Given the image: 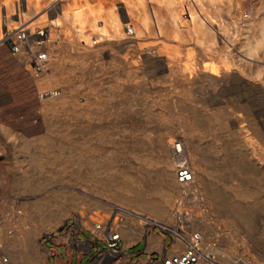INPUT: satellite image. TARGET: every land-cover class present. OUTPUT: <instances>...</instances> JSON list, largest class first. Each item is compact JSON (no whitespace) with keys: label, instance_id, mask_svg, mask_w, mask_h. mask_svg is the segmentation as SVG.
I'll list each match as a JSON object with an SVG mask.
<instances>
[{"label":"rangeland","instance_id":"374dc122","mask_svg":"<svg viewBox=\"0 0 264 264\" xmlns=\"http://www.w3.org/2000/svg\"><path fill=\"white\" fill-rule=\"evenodd\" d=\"M74 1L0 0V264H26L25 226L41 255L47 232L132 212L200 232L213 255L202 264H264V0H109L120 34L107 0H80L104 9L87 22L92 41L65 16ZM38 27L50 34L42 75L30 63ZM27 28L14 53L7 35ZM176 137L189 185L176 178Z\"/></svg>","mask_w":264,"mask_h":264},{"label":"crops","instance_id":"0c3cea01","mask_svg":"<svg viewBox=\"0 0 264 264\" xmlns=\"http://www.w3.org/2000/svg\"><path fill=\"white\" fill-rule=\"evenodd\" d=\"M130 214L132 216L116 224L122 237L118 253L108 249L105 225L97 228L96 220L90 214L87 216V224L83 221L76 227L77 223L74 221L62 231L47 232L46 235H50L52 239L42 245L41 255H31L29 252L28 230L25 226L16 240L20 248L15 252L19 253L26 264H145L152 254L180 253L186 249L183 239L162 228L157 229V226H153L147 218L137 216V213ZM168 236L171 237L170 242L167 241ZM85 259H88L86 263Z\"/></svg>","mask_w":264,"mask_h":264},{"label":"bare ground","instance_id":"6f19581e","mask_svg":"<svg viewBox=\"0 0 264 264\" xmlns=\"http://www.w3.org/2000/svg\"><path fill=\"white\" fill-rule=\"evenodd\" d=\"M4 1L7 3L8 1H11V0H4ZM34 1L37 2V0H34ZM50 1L53 2L55 0H50ZM121 1L122 2H126V4H131V5H134L135 3H137L136 0H121ZM107 2L109 4H111L110 5V8L111 9H110V12L107 13V17L106 18L108 19V21L114 23L115 27L117 28L118 33L120 34V32L122 31V28H123L124 23L118 17V15L116 14V12L112 9L113 8V2H110L109 0H107ZM194 6H196V4L195 5H192L191 8L188 10V12H189L188 14H189V17H190V20L191 21L192 20H195L197 17L199 18L200 15H201V10H198L197 11ZM73 9H74L73 12H71V11L70 12H67L65 14V16L68 18V20L72 19V17L75 16V20L76 21H79L80 24H81V27H79L80 33L85 37V39H87L88 41H92V37L96 35V32L91 31V30H86V28H87L86 27L87 26V22H88V20H92L93 23L95 24V22L97 21L98 16H100V14L102 12L101 11V9H102L101 6H95L93 4L92 6H89V7L86 8V7H83L80 4V0H75L74 1V7H73ZM102 10L104 11V9H102ZM177 15H179V14H177ZM145 17H144V20L147 21L146 20L147 17L146 18ZM59 21H60L59 18L56 19V22L57 23H59ZM198 25L200 27H202L204 25V21L200 20V18H199V24ZM195 27H197V26H195ZM28 31H29V29L27 28V29H22V30H20V31H18L16 33H9L7 35V40L6 41H7L8 45L10 46V48L12 49V51L14 53H19V52L22 51V45H23V43L27 42L28 39L31 36V35H28ZM36 31H37V40L35 42V46L37 48H36V50H34L33 48L31 49L32 59H31L30 63L32 65V68L34 69L35 73L37 75H40V74L42 75V73L44 72V69L47 66V62H48V52L45 51V50H39L38 47H40L41 45H43L46 41L47 42L50 41V36H49L50 34L46 30V27H41V28L38 27V29ZM29 33H30V31H29ZM108 35L109 34H105V33H102L101 34L100 33L97 37L100 38V39H102L103 37H108ZM146 35H148V33ZM17 44H18V46H14V45H17ZM250 54L253 55L251 52H250ZM217 70L213 71L212 73L218 74V71ZM61 92H62L61 88H55V89H52V90H46L44 92L41 91L40 95L41 96H58V95L61 94ZM178 141L182 142V144H180V145H182L181 150L183 148V150H185V154L187 155L186 149H185V141L183 140L182 137H176V138L173 139V141H172V138L170 140H168V142L171 143L170 147H171L172 155H173L172 147L175 146V144H176L175 142H178ZM187 157H188V155H187ZM173 164H174V162H173ZM174 169H176L175 166H174ZM192 169H193V167H192ZM193 171H194V169H193ZM175 173H176V170H175ZM176 178H177V173H176ZM194 178H195V171L193 172V179L192 180L187 181V182H180L178 180V178H177V180L181 184L189 185L194 180ZM145 217H147V216H145ZM147 219L150 221V223L153 226H160L164 231L171 230L170 229L171 228L170 225H167L166 223H163V222H160V221H156V219H153L151 217H147ZM95 222L97 223L96 224V227L97 228H102V225L103 226L105 225L101 221H95ZM174 234H172V235H174L177 238L183 239L186 242V248H187V246H189L190 243L192 242V237H193V235L195 233H193L191 237H186L184 235H181L180 231L177 230L176 233H174ZM48 237H50V235H48ZM201 238H202V241L204 242L203 235H202ZM202 241H201V243H202ZM203 246H204V244H203ZM113 252H115V251H113ZM206 260L208 261L210 259H209L208 256L205 255L204 258L201 260L200 264H202V262L203 261H206ZM248 264H251V263L249 262Z\"/></svg>","mask_w":264,"mask_h":264},{"label":"built area","instance_id":"2783aa9c","mask_svg":"<svg viewBox=\"0 0 264 264\" xmlns=\"http://www.w3.org/2000/svg\"><path fill=\"white\" fill-rule=\"evenodd\" d=\"M14 46H18L14 45ZM173 150V162L177 173V178L180 182H187L193 179V169L190 163V159L185 154V150H181L182 142H175ZM184 151V152H183ZM104 232L108 235L107 247L110 250L118 253L120 250L121 234L119 229L116 227L114 219L108 218L104 223ZM181 233V232H180ZM181 235H183L181 233ZM202 235L200 232H195L192 237V242L187 248L180 253H160L152 254L145 262V264H200L204 256H208L209 259L213 258V255L207 252L203 246ZM202 241V243H201ZM249 261L244 257H236L229 263L222 264H248Z\"/></svg>","mask_w":264,"mask_h":264},{"label":"water","instance_id":"95a60500","mask_svg":"<svg viewBox=\"0 0 264 264\" xmlns=\"http://www.w3.org/2000/svg\"><path fill=\"white\" fill-rule=\"evenodd\" d=\"M61 230V229H60ZM103 250H105V249H103ZM102 252H104V251H102ZM116 260V259H115Z\"/></svg>","mask_w":264,"mask_h":264}]
</instances>
